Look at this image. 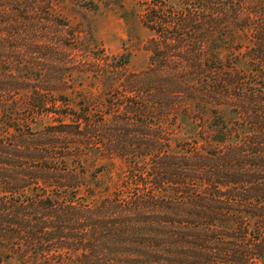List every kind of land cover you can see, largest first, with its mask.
Wrapping results in <instances>:
<instances>
[{
    "label": "trees",
    "instance_id": "1",
    "mask_svg": "<svg viewBox=\"0 0 264 264\" xmlns=\"http://www.w3.org/2000/svg\"><path fill=\"white\" fill-rule=\"evenodd\" d=\"M141 21L150 63L97 58L100 108L38 88L20 108L0 78V264H264V0H149Z\"/></svg>",
    "mask_w": 264,
    "mask_h": 264
},
{
    "label": "rangeland",
    "instance_id": "2",
    "mask_svg": "<svg viewBox=\"0 0 264 264\" xmlns=\"http://www.w3.org/2000/svg\"><path fill=\"white\" fill-rule=\"evenodd\" d=\"M149 0H0V78L12 73L21 79L18 106L24 108L30 92L40 89L53 94L49 109H62L58 95H65L71 106L90 103L100 108L116 80L100 76L97 58L111 59L129 55L128 69L139 72L148 67L150 52L146 41L152 33L142 24L141 14ZM54 3L53 11L50 9ZM53 41V50L49 40ZM222 54L225 48H220ZM52 51L53 54L50 52ZM52 54V56H51ZM51 57V58H50ZM50 58V60H49ZM237 66L245 68L242 54ZM114 93V92H113ZM55 113L40 116L34 128L55 123ZM174 139L181 141L194 133L191 124L180 118ZM105 159L88 160L89 173ZM121 162L98 172V177L111 183ZM10 260L8 264H14Z\"/></svg>",
    "mask_w": 264,
    "mask_h": 264
}]
</instances>
